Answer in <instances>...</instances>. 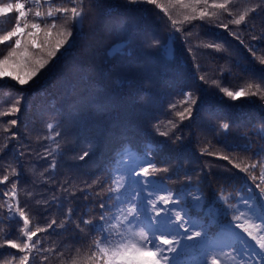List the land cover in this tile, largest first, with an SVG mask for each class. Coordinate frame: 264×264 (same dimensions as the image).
I'll return each instance as SVG.
<instances>
[{
	"label": "snow or ice",
	"instance_id": "snow-or-ice-1",
	"mask_svg": "<svg viewBox=\"0 0 264 264\" xmlns=\"http://www.w3.org/2000/svg\"><path fill=\"white\" fill-rule=\"evenodd\" d=\"M138 4L153 5L159 10L157 16L168 28V39L179 35L189 45L187 51L193 61L197 60L198 52L203 54V50L227 53L228 49L212 39H198L194 45L190 44L193 33L186 31L188 26L195 28V22L199 21L219 27L228 30L244 44L239 27L245 25L247 31L255 32L256 26L249 21L253 13L264 10V0H257L242 9L237 6V0H124V5L120 7ZM108 8L104 0H14L7 3L0 0V20L15 13L11 27L0 31V81H14L21 87L37 83L54 69L64 53L71 50L74 30L82 31L84 21L94 10L98 19L106 18ZM230 25L236 26L237 31H231ZM122 30L125 35L121 42L125 49L114 44L109 51L113 58L124 55L125 59H130L131 53L127 52V48L131 47L128 36L132 35V25L125 22ZM141 34L150 38L151 50H167V40L157 39L156 33L151 30L141 33L137 29L133 40ZM250 39H264V28L251 35ZM245 47L264 65V56L257 57L253 47ZM170 51L175 56V48ZM196 67L199 69L200 65ZM224 71L222 66L221 74ZM199 80L209 83L207 74L200 75ZM211 85L232 102L252 97L264 102V79L249 78L235 88L223 87L221 81L215 79L211 80ZM178 96L179 99L174 97L167 103L164 113L173 118L167 121L157 119L152 124L153 132L166 138V145H177L183 141L181 125L185 120L195 119V112L200 107V97L193 91L182 89ZM23 100V93H20L7 107H0V132L6 134L4 143L0 145V159L9 150L10 142L20 143L18 129L23 123L20 119ZM3 117L14 118L3 122ZM162 127L166 130L162 131ZM231 127L230 122L219 120L216 130L225 135ZM44 128L47 134L38 135L35 140L40 151L31 149L29 154L38 161L48 162V167L39 175L45 183L51 180L57 186L56 192L48 199L35 201L38 211L43 213L52 207L62 208L76 199V192L79 191L84 200L98 204L100 214L87 219L81 215L73 220L74 208L69 206L59 224L53 217L44 227L33 225L30 218L32 209L26 202L21 206V171L10 164L0 176V209L4 211V219L9 225L7 231L0 226V233L3 234L0 236V249H15L16 252L0 260V264H32L37 255L41 264H51L50 256L53 254L63 257V251H57L55 245L50 249L44 248L38 236V233H46L53 226L62 231L72 228L71 239L79 234V239L84 240L92 232L96 233L83 254L81 248H76V254L68 260L61 259L60 264H264V145L253 149V141L247 133L244 135L248 143L242 145L248 153L246 156L208 151V145L200 150L201 154L228 161L232 169L245 173L247 181H250L242 186L243 194H233L221 188L209 202L202 189L194 188L190 175L185 174L182 180L177 177L172 181L181 185L178 189L169 188L171 175L164 178L161 174L175 175V169L168 166L167 160L163 161V166H158L155 159L156 153L161 151L158 145L150 146L143 152L129 147L122 152L111 173L106 172L91 183L84 181L82 187L74 186V178L57 184L51 174L57 169L58 157L64 156L69 142H60L63 139L60 122H46ZM256 135L264 139V122L256 129ZM152 147H156V153ZM90 152L91 145L74 159L84 161ZM11 154L18 163L25 155L15 147L11 149ZM19 168H23L22 163H19ZM96 188L100 190L94 191ZM26 196L32 197L33 193L26 192ZM233 200L236 202L233 203ZM193 210L203 215H193ZM205 217L208 219L205 220ZM13 229L18 232L17 238H5ZM245 237L253 241L254 246ZM237 243L240 249L236 247ZM189 253L191 255H187Z\"/></svg>",
	"mask_w": 264,
	"mask_h": 264
},
{
	"label": "trees",
	"instance_id": "trees-1",
	"mask_svg": "<svg viewBox=\"0 0 264 264\" xmlns=\"http://www.w3.org/2000/svg\"><path fill=\"white\" fill-rule=\"evenodd\" d=\"M104 2L109 6V15L98 19L94 10L84 21L83 30H74L75 39L71 50L64 53L54 69L37 83L21 87L14 81H0V107H7L20 93L24 96L20 114L23 123L18 129L20 143H9V150L0 159V176L4 175V169L10 164L21 171V206L26 202L32 209L30 218L33 225L44 227L53 217L59 224L64 220L69 206L74 208L73 220L81 215L87 219L100 214L98 204L84 200L79 191L76 192V199L62 208L52 207L43 213L38 211L35 201L48 199L56 192L57 186L51 180L45 183L39 175L48 167V162L38 161L34 155L29 154L31 149L40 151L35 140L38 135L47 134L44 128L46 122H60L63 136L60 142H69L64 156L58 157L57 169L51 174L57 184L74 178V186L82 187L84 181L91 183L96 177L103 176L106 172L111 173L117 166L120 153L129 147L143 152L150 146L158 145L161 149L159 153H156V147H152L158 166H163V161L167 160L168 166L175 169V175L161 174L165 177L171 175L169 188L178 189L181 185L172 181L177 180V177L182 180L185 174L190 175L194 188L202 189L209 202L221 188L234 194L241 191L237 190L239 186L250 181H247L245 173L232 169L228 161L201 154L200 150L208 145V151L246 156L248 153L242 148V145L248 143L245 133L253 141V149L264 145V139L256 135V129L264 122V102L257 97L232 102L211 85V80L215 79L221 81L223 87L235 88L249 78L264 79V65L245 47H253L257 57L264 56V51H261L264 50V39H250L251 35L258 34L264 28V10L253 13L249 21L256 26L255 32L247 31L245 25L239 27L244 44L230 35L228 30L219 27L199 21L195 22V28L188 26L186 31L193 33L190 44L194 45L198 39H212L223 43L228 49L227 53H217L213 49L203 50V54L198 52L197 60L193 61L187 51L189 45L179 35L168 39V28L158 18L159 10L155 6L138 4L120 7L124 5V0ZM254 2L257 0H237V6L242 9ZM14 17L15 13L0 20V31L10 28ZM125 22H129L133 28L132 35L128 36L131 47L127 48L131 58L125 59L124 55L113 58L109 50L114 44L121 49L126 47L121 42L125 35L122 30ZM229 28L237 31L236 26L230 25ZM137 29L141 33L151 30L156 33L157 39L167 40V50H151L150 38H145L142 34L133 40ZM170 47L175 48V56L169 51ZM197 64L200 65L199 69ZM222 66L225 68L223 74L220 72ZM204 74H207V84L199 80V76ZM182 89L191 90L194 95L199 96L200 107L195 112V119L185 120L181 125L183 141L177 145H166V138L155 134L152 124L157 119L167 121L173 118L170 114H164L165 109L174 97L180 98L178 93ZM11 118L14 117H3L2 121L6 122ZM219 120L231 123L228 134L220 135L217 132ZM161 130L166 129L162 127ZM5 135L0 132V145L4 143ZM89 145L91 152L84 161L74 159L87 150ZM13 147L25 153L19 161L23 164L22 169L11 154ZM26 192H32L33 196L27 197ZM193 194H196L195 191ZM4 217L5 213L0 209V226L7 231L9 225ZM18 227L19 224L16 225ZM71 232L72 228L62 231L53 226L46 233H38L44 248L50 249L55 245L57 251L64 253L63 257H56L55 254L50 256L51 264H60L61 259H70L76 254V248H81L83 254L87 244L96 235L92 232L81 240L77 234V238L71 239ZM17 236L18 232L13 229L5 238L16 239ZM35 239L36 237L33 238ZM15 252V249H0V260ZM32 264H41L39 255Z\"/></svg>",
	"mask_w": 264,
	"mask_h": 264
},
{
	"label": "rangeland",
	"instance_id": "rangeland-1",
	"mask_svg": "<svg viewBox=\"0 0 264 264\" xmlns=\"http://www.w3.org/2000/svg\"><path fill=\"white\" fill-rule=\"evenodd\" d=\"M172 47L169 48V51L171 50ZM171 52V51H170Z\"/></svg>",
	"mask_w": 264,
	"mask_h": 264
}]
</instances>
